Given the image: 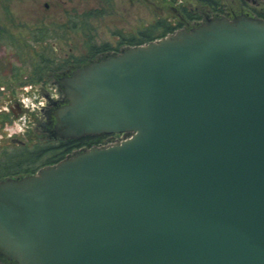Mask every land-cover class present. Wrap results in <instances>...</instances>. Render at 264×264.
Here are the masks:
<instances>
[{"label":"water","instance_id":"water-1","mask_svg":"<svg viewBox=\"0 0 264 264\" xmlns=\"http://www.w3.org/2000/svg\"><path fill=\"white\" fill-rule=\"evenodd\" d=\"M59 83L53 137H122L0 181V256L264 264V20L210 19Z\"/></svg>","mask_w":264,"mask_h":264},{"label":"rangeland","instance_id":"rangeland-1","mask_svg":"<svg viewBox=\"0 0 264 264\" xmlns=\"http://www.w3.org/2000/svg\"><path fill=\"white\" fill-rule=\"evenodd\" d=\"M202 1L0 0V165L8 155L44 147L49 134L42 132L45 119L30 112L36 110L33 99L44 105L45 99L59 98L54 72L71 68V63L79 66L81 61L95 60L89 54L90 46L106 43L118 53L120 33L131 38L157 20L183 22L182 10L202 21L176 32L218 17L231 20L242 13L260 19L257 16L264 13V0L256 1V8L251 2L243 7L240 0H215L224 6L222 13ZM28 102V119L22 124L27 131L20 134L16 121L20 114L14 115V105Z\"/></svg>","mask_w":264,"mask_h":264},{"label":"flooded vegetation","instance_id":"flooded-vegetation-1","mask_svg":"<svg viewBox=\"0 0 264 264\" xmlns=\"http://www.w3.org/2000/svg\"><path fill=\"white\" fill-rule=\"evenodd\" d=\"M240 1L242 3L243 7L249 6L245 2H243L242 0H240ZM258 4H259V2H255V5H253V6H255L254 8H256L258 6ZM248 12H249V10H248ZM182 13H183V10H182ZM182 13H181V16L184 18V19H182L183 22L176 21L175 23H172V22L168 21L170 26L174 28L173 33H175L179 27H182V28L188 27L189 24H198L202 21L201 17L195 16V15L194 16L187 15L186 12H184L185 14L184 13L182 14ZM232 18L233 17H231V19ZM143 30L144 29L138 31L136 38H138L139 32H142ZM118 37H119V41H118L119 48L118 49L121 48V50L118 53H113L112 52L113 50L111 49V47L109 45H107L106 43L100 45L99 47L90 46L89 47V54L92 58L95 59L93 61L98 62V61H101V60H103L109 56H112L115 54H120L122 51L126 50L128 48V46L126 45L128 37H125V35H123L122 33H120V35H118ZM101 48L106 49L107 51L96 52L98 49H101ZM93 61L88 60V62H86L84 64H82L83 62L81 61L78 64L79 66H76V65H74V63H71V65H69L71 68H69V69L65 68L64 70H61L59 72L58 71L54 72V79H55L54 82H55V85L57 87V91L60 94L59 98H56L55 100H53V99L52 100H48V99L46 100L45 99L44 105L39 101L38 98L33 99L35 109L39 110V112H37L34 109H31L30 112H32L33 114H37V115L39 114L41 117H43L45 119V123L42 127V132L49 134V139H47V142H45L46 144H44V146L58 147V146H60V143L67 142V141H75L77 145L79 144V141L83 140L86 142L81 147L77 146L76 148H73L72 150H70V152L65 154V156L62 160H59L57 163H54L51 165L45 164V163H50V161L55 160L56 155H54L53 152H49V154L45 155L44 158L41 160L42 164L40 166H37L36 167L37 169L36 168L33 169L35 172H37L38 170L45 168V167L54 166V165L58 164L59 162L63 161L64 159H66L67 157L72 156L75 152H79L81 150H88L92 147L106 146V145L112 144V143L120 140V136L110 135V134L90 135V136H83L81 138H67V139H59V138L53 137L54 126L56 123L54 113L58 108L66 106L69 104L67 96L65 95L64 90L59 83V79L67 78V77L71 76V74L74 70L84 68V67L88 66L89 64L94 63ZM29 102L26 104H22V106H20L19 104L14 105V107L17 109V110H15L14 115L17 116L18 114H20V116L17 117L18 120H16L17 123L19 124V126L21 125L20 130H19L20 134H24V132L27 131V129H24V126L22 124L26 122V119H28L27 118V115H28L27 110H30V108H29L30 103ZM15 154L16 153H13L11 155L13 156ZM8 178H18V176H6V177L0 179V181L8 179ZM0 264H17V263L14 261H9L5 257L0 256Z\"/></svg>","mask_w":264,"mask_h":264},{"label":"trees","instance_id":"trees-1","mask_svg":"<svg viewBox=\"0 0 264 264\" xmlns=\"http://www.w3.org/2000/svg\"><path fill=\"white\" fill-rule=\"evenodd\" d=\"M205 3L206 6H209L213 8L214 12L216 13H222L223 7L222 4H219L215 0H204L202 1ZM219 8H218V7ZM257 17L264 20V13L259 14ZM174 28L170 26L168 22L165 21H156L151 26L145 28L142 32H139L138 38L131 37L128 38L126 45L128 47H138L146 43H150L156 39H161L168 34L173 33ZM106 49H98L96 52H105ZM86 142L85 141H79V144L77 145L75 141H67L60 143V146L58 147H52V146H44L42 148H35L34 150L28 151H18L15 155H8L4 158L2 161L0 167L2 170H0V179L6 177V176H18L24 177L29 174H34L35 171L33 170L37 166H40L42 164V159L45 155L49 154V152H53L54 155H56V159L53 161H50V163L45 164H54L57 163L59 160H62L66 153L70 152L73 148H76L77 146H82ZM39 164V165H38Z\"/></svg>","mask_w":264,"mask_h":264},{"label":"clouds","instance_id":"clouds-1","mask_svg":"<svg viewBox=\"0 0 264 264\" xmlns=\"http://www.w3.org/2000/svg\"><path fill=\"white\" fill-rule=\"evenodd\" d=\"M0 90H2V89H0ZM25 91H27V89H25ZM54 98H56V97H54ZM43 106V105H42Z\"/></svg>","mask_w":264,"mask_h":264}]
</instances>
